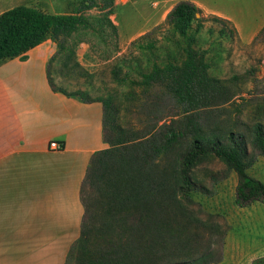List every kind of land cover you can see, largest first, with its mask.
Segmentation results:
<instances>
[{"label": "trees", "instance_id": "16d2710c", "mask_svg": "<svg viewBox=\"0 0 264 264\" xmlns=\"http://www.w3.org/2000/svg\"><path fill=\"white\" fill-rule=\"evenodd\" d=\"M114 1L81 0L71 14H51L28 6L2 13L0 62L26 60L28 52L48 40L64 51L67 39L94 29L85 12L101 7V2L102 8L108 9L104 20L116 32L109 18L114 13ZM198 14L200 10L194 4L182 1L166 18L170 32L186 40V58L180 64H155L141 80L120 77V70L114 71L116 81H128L132 87L128 93L131 107L140 104L151 113L166 102L174 105L176 112L169 115L170 121L148 126L147 133L117 122L111 99L92 100L80 92L68 94L56 90L49 80L56 92L79 96L84 103L103 104V136L109 145L93 155L83 181L81 234L68 254V264L70 260L74 264H160L158 238L172 231L175 218L188 217L184 201L189 194L206 190L194 170L209 156L218 157L237 174L238 206L264 204V182L249 174L257 157L264 155V125L255 123L248 129L249 136L237 130L236 120L223 124L227 104L238 95L234 85L239 77L223 80L211 75L206 52L197 49V39L189 32L194 24L197 29L203 28L204 18H198ZM208 18L223 27V34L229 29L236 37L226 20ZM131 107L128 111L134 112ZM214 261L210 253H205L166 264ZM252 264H264V258Z\"/></svg>", "mask_w": 264, "mask_h": 264}, {"label": "rangeland", "instance_id": "374dc122", "mask_svg": "<svg viewBox=\"0 0 264 264\" xmlns=\"http://www.w3.org/2000/svg\"><path fill=\"white\" fill-rule=\"evenodd\" d=\"M80 2L0 0V15L19 6L71 14ZM102 7L103 2L101 7L85 12L94 29L82 30L67 39L64 51L48 40V79L56 90L68 94L80 92L92 100L111 99L117 122L147 133L148 126L170 121L169 115L176 112L174 105L166 102L151 113L140 104L133 103L131 107L128 93L132 87L128 81H116L114 71L120 70V77L141 80L155 64H180L186 58V40L165 25L173 7L171 2L115 0L114 13L109 18L117 27L116 32L106 24L108 9ZM202 18L203 28L197 29L194 24L189 32L197 39V49L206 52L211 75L223 80L239 77L234 85L238 95L227 104L223 124L236 120L237 130L250 136L248 129L255 123L264 125V32L250 46H242L229 29L223 34L220 24L212 18ZM130 107L134 112L128 111ZM97 146L109 147L103 140ZM194 171L206 192L190 193L184 201L188 217L175 218L172 231L160 235L158 262L186 261L205 253L214 257L212 264H252L264 258V204L237 205L238 176L218 157H206ZM249 174L264 182V155L257 157ZM69 264H74L73 260Z\"/></svg>", "mask_w": 264, "mask_h": 264}, {"label": "crops", "instance_id": "0c3cea01", "mask_svg": "<svg viewBox=\"0 0 264 264\" xmlns=\"http://www.w3.org/2000/svg\"><path fill=\"white\" fill-rule=\"evenodd\" d=\"M165 1L226 20L242 46L264 30V0ZM47 42L0 62V264H66L81 234L82 184L105 143L103 104L52 89Z\"/></svg>", "mask_w": 264, "mask_h": 264}, {"label": "built area", "instance_id": "2783aa9c", "mask_svg": "<svg viewBox=\"0 0 264 264\" xmlns=\"http://www.w3.org/2000/svg\"><path fill=\"white\" fill-rule=\"evenodd\" d=\"M50 149H52L53 151H61L64 149V146L57 141H52L50 143Z\"/></svg>", "mask_w": 264, "mask_h": 264}, {"label": "water", "instance_id": "95a60500", "mask_svg": "<svg viewBox=\"0 0 264 264\" xmlns=\"http://www.w3.org/2000/svg\"><path fill=\"white\" fill-rule=\"evenodd\" d=\"M197 16H199V15H197Z\"/></svg>", "mask_w": 264, "mask_h": 264}]
</instances>
